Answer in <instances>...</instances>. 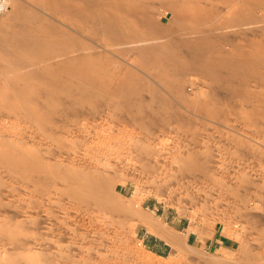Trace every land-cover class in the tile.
<instances>
[{"label":"rangeland","instance_id":"1","mask_svg":"<svg viewBox=\"0 0 264 264\" xmlns=\"http://www.w3.org/2000/svg\"><path fill=\"white\" fill-rule=\"evenodd\" d=\"M106 1L110 2V0ZM128 1L132 0H126V2ZM144 1L142 2L143 5L150 6L148 13L151 14V21L155 19L152 22L149 20V23L151 22L153 26L160 27V37L158 34L152 33L153 37L151 35L145 36L146 40L148 39L147 41L139 44L133 43L134 45L128 44V46L125 45L126 47L124 44H120V46L101 45L99 42L92 41L90 35L86 36L88 33L83 34V37L74 32L73 27L67 24V21L72 19L70 18L72 15L77 17L76 12L70 10L72 14L69 10V13L64 10V13L62 11L60 13L58 9V12L54 14L41 9L32 0H10L6 15L0 16V38L4 29H12V25H14V21L10 19L16 12L14 8L16 3L21 6L19 11L31 10L36 15L42 16L47 21L48 27L56 28L57 35L62 36L65 33L81 36L80 39L74 36L78 41L74 40L75 43L70 40L69 42L68 40H66L67 42L63 41L68 46L70 45V48H65L66 45L61 43L63 45H60L59 50L68 51L71 54L69 56L72 58L75 55L79 56L84 53L89 57L95 55L96 58L93 57V61L100 63V69L105 71V74L100 73L101 80L100 78L98 80H100L101 87L98 88L97 86L98 89L96 88V90L99 93H104V90H109L111 92L108 91L109 94L113 93L111 95L113 97L107 93L110 97L107 98L110 103L105 99L102 100L106 101L107 104L104 101L102 103L99 99L97 103L93 102L92 104V101L86 97L87 93H79L78 91L77 93H68V90L63 91V89H60L63 101L53 108H46V106L41 107L40 102L47 101L49 94L46 97L47 92L43 93L44 88L39 86L38 82L37 84L35 82L36 86L34 85L33 91L36 93L37 90L40 93L39 90L42 89L41 96H37L38 93H36L32 97H27V99H32V103L28 101L34 109L31 108V110L36 111L31 112H38L37 117L41 121L44 120V122L39 120V123H37L27 112H9L0 105V151H4L5 148V155L2 151L0 154L8 158L12 154L13 156L10 157L12 159H9L13 163L16 162L14 158H18L16 155H19L15 151L22 152V155L28 153L31 155L29 158L30 155L27 154L29 159L27 157L25 159H28V161L32 160V163L36 164L39 163L38 159L41 158L44 160L43 162L40 161L41 163L46 161L47 163L44 164L51 162L50 164L58 165L60 167L59 172H63V169L67 170L68 168L82 169L87 163L95 164V159H97L96 164L100 163L98 166L100 170L104 169L102 171L104 174L110 172L111 176L108 174L109 177L107 176V178L110 181L112 180L111 183L115 182V189H113L115 200H111L113 202L110 203L116 201L117 205L122 200V206L118 204L119 209H117L125 208L119 213L115 211V203L112 205L109 203V207L112 208L113 206L112 210L114 209L112 211L107 206V210H111L110 216L107 213V216L105 214L109 210H106L101 216L99 214L97 216V212L92 208H87V210L82 205H72L65 197H62L60 192L63 185L59 181L53 184L46 181L43 184L49 183V185L42 184V188H40L35 184L41 175L40 173L29 171L27 176L15 169H13L15 172H9L0 163V264H10V262L13 264H264V86L262 87L264 85V75L261 73L259 63V60L264 56V48H259L264 47V0H253V4L252 0H236L237 2L240 1L238 2L239 5L244 2L240 7H238L239 5L235 0H192L194 4L191 2V5H194V7L190 5L191 0L187 2V5H185V0H178V3L176 0ZM163 1L165 3L161 4ZM174 1H176V6L183 8L184 12L182 14L185 13L184 16L176 14L175 3L174 6H171ZM117 2H123L121 3L122 7L128 8L127 10H131L132 5L136 4V0L132 1L133 4L132 2L129 3V7H127L128 4L124 0H118ZM204 2L209 4H204ZM220 2H223V4ZM165 4L166 6H163ZM220 4L222 6H219ZM183 5L188 8H184ZM204 5H206V8ZM203 6L204 10L206 9L204 15H202ZM200 7L201 11H199ZM241 7H245L241 12L245 18L243 22L241 21V23L235 25V22L233 24L230 21H233L235 16L240 13ZM207 8L211 10L208 11ZM237 8L240 9L237 10ZM197 11L201 13L199 14ZM235 11L236 14L233 13ZM195 13H197L196 16L201 15L202 18L201 16L200 20L199 16L195 18ZM246 15H248V18ZM190 17L192 20H190ZM230 18L231 20H229ZM77 19L79 20V17ZM196 19L198 20L196 21ZM194 21L197 27H195ZM203 21L205 24H203ZM221 21L223 24L218 26L217 24H221L219 23ZM33 22L38 23L36 20ZM156 23L158 25H155ZM178 23L181 27L178 26ZM41 25H44V23L41 22ZM161 27H167L172 31ZM141 29L140 34H147V32L145 33L146 28ZM200 30L206 32H200ZM211 31L213 33L206 34ZM36 35L39 37L42 36V33L37 31ZM171 35H175L174 39L175 37L180 38L178 40H181L180 44L182 42L181 49L183 47L182 51L187 54L191 53L189 49L192 51L197 46L199 47L206 37L212 39V35L214 36L213 39L215 37L216 39L218 37L224 38L222 40L223 50L232 55H237L240 49H246L244 52L248 50L252 54L253 45H255V53L253 52L252 59L256 61L253 60L255 64L252 61L253 64L244 65V73L235 74L234 79L228 77L229 83H235L233 84L235 90L229 88L230 91H227L228 88L221 89L219 85H216L218 87L215 86L217 89L212 90L210 85L213 81L221 84L218 83L221 78L219 77L221 76L219 71H215L211 77L207 78L205 76L201 77V74L194 72V70L186 71L184 75L179 77L182 83L180 86L177 85L178 77L173 78L171 76L170 79L164 77V80L161 81L152 74L157 70V72L164 70L160 65L162 63L159 60L156 61L155 58L160 54L157 46L159 45L161 49L165 47L162 49L164 53L166 49L169 51L168 48L171 44L178 45L179 41H174ZM149 38L154 39L149 40ZM159 38L164 45H167L164 46L160 43ZM199 39L201 42L198 41ZM78 43L83 44V47L86 46L87 50L85 47L84 50H80L82 52H79L77 49ZM151 43L155 44L153 46L155 49L157 48L156 52L146 51L147 55H150L149 53L155 55L152 58L144 55V51H142L143 48L152 46ZM73 44L76 48L73 47ZM146 44L148 46H145ZM104 47H106L105 50ZM50 48L51 46L46 47L45 56H47V52L49 54L48 49ZM90 48L93 51H90ZM257 48L259 49L257 50ZM0 49L3 50V47ZM10 50L15 54L21 52L20 50V52L17 50L15 52L12 49H7V51L5 49L6 52L0 51V62L2 61L3 64L12 62L9 55H13V53ZM74 50L75 53H73ZM140 50L142 51L140 56L144 55L143 58L138 55ZM167 50L166 52H168ZM256 50L260 54L256 53ZM262 51L263 54H261ZM126 52L129 54H126ZM32 53L34 54V51ZM32 53L24 52L20 54L22 59H28L25 62L28 61L27 66L30 67L20 68L21 71L19 68H13L9 65H6V68H1L9 74L3 72L5 78L11 79L12 76L14 77L23 72L26 74L25 72L28 73L27 70H29L30 77H33L37 67L43 69L41 67L50 63L65 62V58L63 59L62 56L53 60L49 59V61L45 59L44 61V59H37L35 54L34 57ZM28 56H31V58ZM186 56L188 57V55ZM61 60L62 62H60ZM144 60L148 61L147 65H144ZM175 63L172 65L175 68L181 64L180 61ZM256 63L258 67L255 66ZM149 65L151 68L154 66L153 70L148 67ZM117 67L121 69L117 70ZM247 67L250 69L248 73L251 72V75L247 73ZM109 68L110 71H108ZM127 69L132 73L134 72L138 77H142L140 78V85L147 88L150 84V88H153L152 90L149 88L150 91L141 93L142 95L144 93L145 96L142 97L145 100L147 99L146 102L149 100V102L154 101L157 107V102L161 99L159 101L161 107L157 108L164 111L165 106V111L171 110L169 112L170 117H166L167 115L157 117L159 120L157 119L155 122L139 120L142 114L140 111H135L138 110V106H132V109L131 105L128 108L126 107L129 98L124 96L119 87L121 80H127V76L122 78L126 75L124 73L127 72ZM119 70L123 75L120 74L119 76ZM258 70L263 77L260 76ZM14 72L16 73L13 74ZM244 74L247 75L246 78L252 79H245ZM7 75L10 77H7ZM114 75L117 76L114 77L115 80L117 79L116 82L112 79ZM104 76H108L109 78H105L112 80V84L110 83V88L112 85L111 89L108 87L109 84H106L110 81L104 80ZM32 77V81H35L36 76H34V79ZM256 78L257 80L259 78L260 82ZM142 79L149 84H144V82L142 84ZM239 79H242V82ZM68 82L72 86L75 80L69 79L66 82L67 84H63L65 85L63 88H69ZM116 83H119V87L116 86ZM236 83H239L240 86L237 87L238 84ZM106 85H108L107 89H104ZM236 87L239 90L244 88L242 89L243 96L240 94L241 91L237 92L239 90ZM60 90L54 91L55 95H60ZM107 91H105V94ZM216 91H220L222 94L218 92V95ZM258 92L259 94H257ZM122 98H124V104ZM71 99L82 101L83 105L74 107V105L69 104ZM202 99L206 100L203 101ZM216 100L222 106L224 103V106H221L223 110L219 108L220 104ZM186 101L191 105L185 103ZM192 101L196 105L192 104ZM260 102L262 104H259ZM100 103L102 104L100 105ZM218 104L219 106L216 109ZM201 105L204 107V111L206 108L211 107L212 112L209 110L211 113L206 110L210 117H208V113L207 117L205 116L206 113L201 114V116L204 114V117L200 116L197 111L200 110ZM218 109L221 113L218 112ZM257 109L261 110L260 113L262 114ZM163 118L165 120L161 121ZM40 123L42 126H39ZM9 149H12L10 154ZM97 149H100L103 153L99 155L101 152L98 153ZM94 153H98L97 157ZM85 154H91L95 159L93 157L94 160L89 159L88 162V159H86L84 161L82 156ZM25 155L21 156L20 154L21 157L19 156V158H24ZM34 164L33 167H37V164ZM101 165L103 168H101ZM17 172L19 173L17 174ZM119 191L124 193L127 198H121V195L117 197ZM107 193H111V191L109 190ZM127 208L129 209L127 210ZM135 211L142 212L145 216L176 234L180 240H183L181 242L186 244H184V251L182 248L176 250V248L148 233L139 221V217L132 215ZM112 212L115 213L112 214ZM122 212H124L123 216L121 215ZM118 215L119 217H117ZM219 234H222L225 239V243L221 246L214 242ZM152 249H157L159 253L153 252Z\"/></svg>","mask_w":264,"mask_h":264},{"label":"bare ground","instance_id":"2","mask_svg":"<svg viewBox=\"0 0 264 264\" xmlns=\"http://www.w3.org/2000/svg\"><path fill=\"white\" fill-rule=\"evenodd\" d=\"M38 7H40L41 9H45V10H47V11H49V12H51V13H54V14H56L57 12H58V9L60 10V13H64V10L66 11V13L68 12V10H69V12H70V10H72V11H74V12H76V16L77 17H79V20L77 19V17H74L73 15H72V17H70V18H72V19H70V20H68L67 21V24H69V25H71L72 27H73V29L75 30L74 32H76L77 34H80V35H82L83 37H84V35L83 34H86V33H88L86 36H88V35H90L91 36V38L93 39L92 41H96V42H99L101 45H103V44H106V45H119L120 46V44H124V46L126 45V46H128V44H133V43H137V44H139L140 42H143V41H147L146 40V37L145 36H148V35H151L152 33H154V34H158L159 35V33L161 32V29H160V27H158V26H153L152 24L153 23H151L153 20H155V19H153L152 21H151V19H150V15H149V8H150V6L149 5H143L142 4V2H145L144 0H136V4L134 3L133 4V0L132 1H128V2H126V0H124V2L125 3H127L128 4V6L127 7H129V3H131L132 2V7H131V4H130V9L131 10H127L126 8H124V7H122V4L121 3H123V2H117L118 0H110V2L109 1H104V2H102L103 0H32ZM121 1V0H120ZM123 1V0H122ZM177 1V3H178V0H176ZM176 1H174L173 2V5H171V6H174V3L176 2ZM186 1V4L185 5H187V2L189 1V0H185ZM193 1H195V0H193ZM193 1L191 0L190 1V5H191V2L193 3ZM198 1V0H197ZM200 1V0H199ZM203 1V0H202ZM212 1V0H211ZM211 1H210V3H211ZM225 1V0H224ZM229 1V0H228ZM232 1V0H231ZM234 1V0H233ZM236 1V0H235ZM244 1V0H243ZM255 1V0H254ZM135 2V1H134ZM146 2H147V0H146ZM170 2V1H169ZM206 2V1H205ZM204 2V4H209V3H205ZM214 2V1H213ZM227 2V1H226ZM237 2V1H236ZM238 2H240V1H238ZM238 2H237V4H238ZM242 2V1H241ZM9 3H10V0H9ZM124 3V4H125ZM163 3H165V1H163L161 4H163ZM197 3V2H196ZM199 3V2H198ZM197 3V4H198ZM221 3V2H220ZM244 2H242L241 4H243ZM172 4V3H171ZM184 4V3H183ZM194 4V3H193ZM199 4H201V3H199ZM221 4H223V2L221 3ZM219 5V6H222V5ZM225 4V3H224ZM239 5L238 7H240V6H242V5ZM252 4H253V0H252ZM254 4H255V2H254ZM168 5H169V3H168ZM213 5V4H212ZM248 5V4H247ZM255 5H257V4H255ZM163 6H166V4L165 5H163ZM178 6V5H177ZM176 6V3H175V8H177L176 9V14L179 16V15H181V16H184L185 15V13H184V15L182 14L184 11H183V8L181 7V6H178L177 7ZM205 6V8H206V5H204ZM204 6H203V10H202V15H204V14H206V9L204 10ZM211 6V5H210ZM231 6V5H230ZM26 7V6H25ZM160 7V6H159ZM183 7H184V5H183ZM191 7H194V5L192 6L191 5ZM214 7V6H213ZM225 7V6H224ZM16 10V12H15V14L11 17V19L10 20H12V21H14L13 22V24L14 25H12L11 27H12V29L10 28L9 30H5L4 29V31L2 32V37L0 38V45H2L1 47H3V50L2 49H0V51L2 50V51H4L5 49H6V51H7V49H12V50H15V52H16V50L18 51V52H20L19 54L17 53V54H15V53H13L11 50V52L13 53V55L12 54H10L9 55V58H10V61H12L11 63H8V64H3L2 63V61L0 62V70H1V68H4L6 65H9V66H12L13 68H19V70H20V68H25V67H28L27 66V63H28V61L27 62H25L26 60H28V59H26V60H24V59H22V57L20 56V54L21 53H27V52H30V53H32L33 51H34V54H35V56H36V58L37 59H44V61H45V59H48V61H49V59L50 60H53V59H55V58H58L59 56H62L63 57V59L65 58V62H62V60L60 61V62H62V63H48V61H46L49 65H42L43 67H41V68H43V69H38V67H37V70H36V72L33 70H31L32 72H35V73H33L32 75H33V79H34V76H36V79H35V81H32V79H31V77H30V74H28L29 73V70H27L28 71V73L27 72H25L26 74H24V72L22 73V74H18V75H15L14 77L12 76V78L11 79H6L5 78V74H3V72H7L5 69L4 70H1V72H0V77L2 76H4L3 78H0V80H1V82H0V105L3 107V108H5V109H7V111H23V112H27V114L28 115H30L31 117H32V119H35L36 121H37V123H39V117H37V113H33V112H36V111H33L34 109L32 108V105H31V103H32V99L31 100H29V98L27 99V97H32V96H34V94H36V93H38V91L36 90V93H35V91H33V89H34V87L36 86L35 85V82H36V84H37V82L39 83V86H41V87H43L44 88V92L43 93H46L47 92V94H45L46 95V97L48 96V94H49V99L47 100V101H42V102H40V104H41V107H45L46 106V108H53L55 105H58L59 103H61V101H63V97L61 96V90L60 89H63V91L64 90H68V93L69 92H75V93H77V91L79 92V93H87V98L88 99H90V101H92L91 103L93 104V102L95 103H97L98 102V100L99 99H101V102L103 103V101L104 100H102V99H105V100H107V102L109 101L107 98H110V97H108L109 95L111 96V95H113V93L112 94H109V93H111L109 90V93H108V91L107 90H104V93H99L97 90H96V88H97V86H98V88H99V86H100V84H99V82H100V80H101V78H100V73H104L105 71H103L102 69H100V63H97V62H95V61H93V57L95 56H91V57H89V56H87V55H75V57L73 56V58L71 57V56H69V54L70 53H68V51H64V50H59V47L61 48V46L64 44V45H66V46H64L65 48L66 47H69L67 44H65V42H63V41H66V40H68V42H69V40L70 41H74V40H76V42H78L77 41V39H75L74 38V36L75 37H79V39H80V37L81 36H78V35H68V34H63V32H62V36H59V35H57V33L58 32H56V28L55 29H53V27H48L47 26V24H46V22L47 21H45V19L42 17V16H39V15H36L34 12H32L31 10H29V11H27V10H22V12L21 11H19V9L21 8V6H20V4L19 3H16V6L14 7ZM161 8V7H160ZM173 8V7H172ZM172 8H170V9H172ZM184 8H188V7H184ZM245 8V7H244ZM243 7H241V11L239 10V14H237L236 16H235V18L233 19V21H230L231 23L233 22V24H235V25H237V24H239V23H241V21L243 22L244 21V15L241 13L242 12V9H244ZM28 9V8H27ZM163 9V8H162ZM162 9H160V10H162ZM200 9V10H199ZM198 10L199 11H201V7L199 8ZM208 9V11H210L211 9L210 8H207ZM210 9V10H209ZM238 9H240V8H237V10ZM236 10V9H235ZM62 11V12H61ZM164 11V10H163ZM168 11V10H167ZM203 11H205V13H203ZM244 11V10H243ZM68 12V13H69ZM198 12V11H197ZM214 12V11H213ZM212 12V13H213ZM245 12V11H244ZM243 12V13H244ZM7 13V12H6ZM6 13H4L2 16H4V15H6ZM70 13H72V12H70ZM173 13V12H172ZM189 13V12H188ZM192 13V12H191ZM199 14L201 13V12H198ZM210 13V12H209ZM208 13V15H210ZM233 13H235L236 14V11L235 12H233ZM73 14V13H72ZM196 14L197 13H195L194 15H195V18L197 17L198 18V16H196ZM214 14V13H213ZM213 14H211V15H213ZM216 14V13H215ZM58 15V14H57ZM63 15V14H62ZM174 15H175V12H174ZM173 15V16H174ZM177 15H176V17H177ZM65 16H68V15H65ZM191 16V15H190ZM193 16V15H192ZM191 16V17H192ZM201 16V15H200ZM200 16H199V20H200ZM231 16V15H230ZM248 15H246V17H247ZM69 17V16H68ZM187 17V16H186ZM190 17V18H191ZM180 18V17H179ZM201 18H202V16H201ZM206 18H208L209 19V17L208 16H206ZM211 18V17H210ZM232 18V17H231ZM231 18L229 19V20H231ZM248 18V17H247ZM175 19H177V18H175ZM183 19V18H182ZM204 19V18H203ZM202 19V20H203ZM208 19H206V20H208ZM212 19V18H211ZM213 19H214V17H213ZM225 19V18H224ZM224 19H223V21H224ZM36 20V22L38 21V23L37 24H35L33 21H35ZM66 20V19H65ZM149 20L151 21L150 23H149ZM163 20V19H162ZM190 20H192V18L190 19ZM195 20V19H194ZM198 19H196V21H197ZM201 20V21H202ZM210 20V19H209ZM209 20H208V22H209ZM229 20H228V22H229ZM5 21V20H4ZM12 21H9L10 23L12 22ZM156 21H159V20H156ZM155 21V22H156ZM171 21V20H170ZM201 21H199V23H201ZM226 21V20H225ZM41 22L42 23H44V25H41ZM154 22V23H155ZM172 22V21H171ZM170 22V23H171ZM175 22H178V21H175ZM181 22V21H180ZM188 22H191V21H189L188 20ZM204 22V21H203ZM207 22V21H206ZM227 22V23H228ZM235 22V23H234ZM1 23V22H0ZM163 23V22H162ZM192 24H193V22H191ZM194 23H195V21H194ZM219 23H221V24H217L218 26L219 25H222L223 24V22L221 21V22H219ZM173 24V23H172ZM175 24V23H174ZM177 24V23H176ZM189 24V23H188ZM192 24H191V26H192ZM196 24V23H195ZM203 24H205V22L203 23ZM202 24V25H203ZM207 24V23H206ZM6 25V24H5ZM147 25V26H146ZM155 25H158V23H156ZM159 25H161V24H159ZM201 25V26H202ZM216 25V26H217ZM225 25H226V23H225ZM8 26H9V23H8ZM50 26H52V25H50ZM175 26V25H174ZM177 26V25H176ZM178 26H179V23H178ZM184 26V25H183ZM186 26V25H185ZM146 28L145 30V33L147 32V34H144V35H142V34H140V29L141 28ZM179 27H181V26H179ZM190 27V26H189ZM195 27H197V24H196V26ZM213 27V26H212ZM162 28V27H161ZM165 28H167V27H165ZM165 28H162V29H165ZM183 28H186V27H183ZM192 28L194 29V26H192ZM1 29V28H0ZM167 29H169V28H167ZM167 29H165V30H167ZM172 29H173V27H172ZM176 29V28H175ZM177 29H178V27H177ZM181 30H182V28H180ZM190 29H191V27H190ZM141 30H143V29H141ZM170 30V29H169ZM174 30V29H173ZM185 30V29H184ZM209 30H210V28H209ZM212 30V29H211ZM37 31L38 32H41L42 33V36H37L36 34H37ZM59 31V30H58ZM170 31H172V30H170ZM191 31H193V30H191ZM1 32V31H0ZM36 32V33H35ZM164 32V31H163ZM185 32V31H184ZM190 32V31H189ZM200 32H206V31H201L200 30ZM61 33V32H60ZM75 33V34H76ZM167 33V32H166ZM210 34V33H213L212 31L211 32H207L206 34ZM162 34V33H161ZM164 34V33H163ZM170 34H172V33H170ZM200 35H201V33H200ZM203 35H204V33H203ZM155 36V35H154ZM172 36V35H171ZM175 36V35H174ZM174 36H172L173 38V40L174 41H177L178 39H180V38H177V37H175V39H174ZM205 36H207V35H205ZM210 36V35H209ZM151 37H153L152 35H151ZM159 37H160V35H159ZM212 37L214 38V36L212 35ZM88 38V37H87ZM148 38V37H147ZM157 38V37H156ZM164 38V37H163ZM165 38H167L166 36H165ZM170 38V37H169ZM200 38V37H199ZM202 38V37H201ZM211 39V37H206L205 39H203V43H201V45H199V47L197 46L196 48H195V50H190L189 49V51L191 52L190 54H187V53H184V51H182V49H183V47H182V49H181V44H182V42H181V44H180V41H179V44L177 45V44H171V39H169L171 42H169V41H167V42H169L171 45L169 46V51L168 52H166V50H164L165 52L163 53L162 52V49H164L165 47H162V49H161V47H159V45L157 46V50H158V52L160 53L159 54V56L157 57H155L156 58V61L157 60H159L160 61V63H162V64H160L163 68H164V70L163 71H161L160 72V70H159V72H157V71H155V72H152V74L156 77V78H158V79H161V81L162 80H164V77L165 78H176V77H178V83H177V85L178 86H180L182 83L180 82V78L179 77H181L182 75H184V73H186V71H191V70H194V72L196 71L198 74H201L200 76L202 77V76H205L206 78L207 77H211L212 75H213V73L215 72V71H219V72H221V76H219V77H221L220 79H219V81H218V83L220 82L221 84H217V82H215V81H213V83L210 85L211 86V88H212V90H215V89H217L216 87H218V86H216V85H219V88H221V89H226V88H228L227 89V91H230V89L232 88H235V86L233 85V84H235V83H229L228 82V77L230 78V77H232V79H234L233 78V76L236 74H241V73H244V65H247L248 66V64H250V63H252V61L254 60V59H252V57H253V52H254V47H256L255 45H251V47H253V49L252 48H249V49H252L253 50V52H252V54L250 53V52H248V50H247V52H244V50H246V49H244V50H242V49H240V51H238V54L237 55H232V54H229V53H227V52H225L224 50H223V44H222V40H224V38H221V37H218L217 39H216V37H215V39ZM89 39V38H88ZM152 39H154V38H152ZM152 39H150L149 38V40H152ZM162 39V38H161ZM160 40V38L158 39V41ZM214 40V41H213ZM154 41V40H153ZM153 41H151V42H153ZM157 41V40H156ZM161 41V40H160ZM159 41V42H160ZM177 41V42H178ZM198 41H200V39L198 40ZM67 42V41H66ZM149 42V41H148ZM164 42H166V41H164ZM177 42H175V43H177ZM201 42V41H200ZM61 43H63V44H61ZM74 43H75V41H74ZM160 43H162V41L160 42ZM215 43V44H214ZM148 44H150V43H148ZM148 44H146L145 46H148ZM153 44V45H152ZM155 44H156V42H155ZM154 43H151V45L152 46H148V47H145V48H143V50L142 51H144V55H147L148 53H146V51H148V52H153V51H157L153 46L155 45ZM163 44V43H162ZM197 44H198V42H197ZM263 44V43H262ZM61 45V46H60ZM134 45V44H133ZM164 45V44H163ZM167 44H165L164 46H166ZM48 46V48H49V46H51V48L50 49H48V51H49V54H48V52L46 53L47 54V56H45V50H46V47ZM72 46V45H71ZM76 46H77V44H76ZM105 46V45H104ZM125 46V47H126ZM142 46H144L143 44H142ZM142 46H141V48H142ZM162 46V45H161ZM196 46V45H195ZM248 46V45H247ZM263 46V45H262ZM0 47V48H1ZM53 47V48H52ZM73 47L74 48H76L75 47V45L73 44ZM72 47V48H73ZM86 47V46H85ZM85 47H83V44H81V43H78V46H77V49L79 50V52H82V51H80V50H84L85 49ZM103 47V46H102ZM140 47V46H139ZM156 47V46H155ZM258 47V46H257ZM65 48H62V49H65ZM70 48V47H69ZM92 48V47H91ZM89 49L90 51L92 50V49ZM105 48L106 47H104V50H105ZM185 48V47H184ZM193 48V47H192ZM259 48H264V47H259ZM259 48H257V50L259 49ZM128 49V48H127ZM261 49H260V51H261ZM20 50V51H19ZM52 50V51H51ZM86 50H87V47H86ZM85 50V51H86ZM123 50V49H122ZM129 50V49H128ZM137 50V49H136ZM185 50H186V48H185ZM242 50V51H241ZM257 50H256V53H258V54H260L259 52H257ZM1 51V52H2ZM6 51H4V52H6ZM35 51H37V52H35ZM73 51V50H72ZM93 51V50H92ZM119 51V50H118ZM124 51V50H123ZM130 51V50H129ZM128 51V52H129ZM142 51L140 50L139 52H138V55H139V57L140 58H143V56L144 55H142V56H140L141 54H142ZM187 51V50H186ZM9 52V50L7 51V53ZM70 52V51H69ZM76 51L74 50V52L73 53H75ZM119 52H121V51H119ZM128 52H126V54L128 53ZM137 52V51H136ZM157 52V53H158ZM90 53V52H89ZM97 53V52H96ZM189 53V52H188ZM255 53V52H254ZM3 54H5V53H3ZM33 54V53H32ZM32 54H30V55H32ZM34 54H33V56H34ZM88 54V53H87ZM99 54V53H98ZM98 54H97V56H98ZM129 54V53H128ZM150 55H147V56H149L150 58H152V57H154L151 53H149ZM156 54V53H155ZM261 54H263V51L261 52ZM71 55V54H70ZM93 55V54H92ZM116 55V54H115ZM158 55V54H157ZM186 55H188V57L186 56ZM255 55V54H254ZM8 56V55H7ZM34 56V57H35ZM101 56H103V55H101ZM234 56H236V57H234ZM259 56V55H258ZM2 57H3V55H2ZM26 57V56H25ZM29 57V56H28ZM104 57V56H103ZM146 57V56H145ZM145 57H144V59H145ZM260 57H261V55H260ZM27 58V57H26ZM29 58H31V56L29 57ZM96 57H94V59H95ZM99 58H101V57H99ZM139 58V59H140ZM147 58V57H146ZM32 59H33V57H32ZM98 59V58H97ZM106 59V58H105ZM138 59V60H139ZM176 59H178L179 61H180V66H178L177 68H175L174 66H172L173 65V63L174 62H179V61H177ZM1 60V59H0ZM35 60V59H34ZM148 60V59H147ZM258 60V59H257ZM31 61V60H30ZM43 61V62H44ZM109 61V60H108ZM145 61V60H144ZM150 61V60H149ZM153 61V60H152ZM254 61H256V60H254ZM254 61H253V63H254ZM40 62H42V61H40ZM99 62V61H98ZM104 62V61H103ZM136 62V61H135ZM148 62V61H147ZM147 62L145 61V63H144V65H147ZM31 64L33 63V62H30ZM150 63H151V61H150ZM175 63V64H176ZM252 63V64H253ZM259 63H260V69H261V73L264 75V56L261 58V60H259ZM37 64H38V62H37ZM42 64V63H41ZM151 64H153V63H151ZM156 64V63H155ZM158 64V63H157ZM174 64V65H175ZM255 64V63H254ZM104 65H105V63H104ZM103 65V66H104ZM108 65V64H107ZM142 66H143V64H141ZM179 65V64H178ZM32 66V65H31ZM39 66V65H38ZM152 66V65H151ZM177 66V65H176ZM254 66V65H253ZM252 66V67H253ZM255 66H257V63H256V65ZM30 67V66H29ZM78 67H80V68H78ZM82 67V68H81ZM149 68H151L150 67V65L148 66ZM154 67V66H153ZM153 67L151 68V70H153ZM246 67V66H245ZM258 67V66H257ZM6 68V67H5ZM9 68V67H8ZM113 68V67H112ZM120 68V67H119ZM118 67H117V70L119 69ZM250 68V67H249ZM256 68V67H255ZM33 69H34V67H33ZM121 69V68H120ZM157 69H159V68H157ZM253 69H254V67H253ZM256 69H258V68H256ZM259 69V70H260ZM10 70V69H9ZM22 70V69H21ZM20 70V71H21ZM111 69L109 68V70L108 71H110ZM124 70V69H123ZM147 70V69H146ZM161 70H162V68H161ZM248 70L250 71V69H248V67H247V73H248ZM251 70H252V68H251ZM258 70V71H259ZM15 71V70H14ZM24 71V70H23ZM120 71V70H119ZM246 71V70H245ZM257 71V72H258ZM13 72V71H12ZM17 72V71H16ZM16 72H14L13 74H15ZM19 72V71H18ZM114 72V71H113ZM193 72V71H192ZM193 72V73H194ZM253 72H255V71H253ZM10 73V72H9ZM21 73V72H20ZM31 73V72H30ZM108 73V72H107ZM106 73V74H107ZM112 73V72H111ZM116 73V72H115ZM150 73V72H149ZM188 73V72H187ZM190 73V72H189ZM259 73H260V71H259ZM261 73H260V76L261 77H263L262 75H261ZM6 74H8V72L6 73ZM105 74V73H104ZM120 74H122L121 73V71H120V73H119V76H120ZM126 74V75H125ZM248 74H250L251 75V72L250 73H248ZM256 74V73H255ZM9 75V74H8ZM7 75V77H10V76H8ZM118 75V74H117ZM123 75V74H122ZM124 75L125 76H122V78L123 77H125L126 78V76H127V80H121L120 81V87H121V89H120V87H119V83L117 84L116 83V86L118 85V87H119V90H121V92L124 94V96H127L128 98H129V100H128V102L126 103V107L128 108L130 105H131V109L133 108V107H137L138 106V110H135V111H140V113L142 114V116L140 117V119L139 120H144V121H152V122H155V121H157V117H163V116H165V115H167L166 117H170L171 115H170V111L171 110H169V111H165V106H164V111H162L161 109H159V108H157V107H161V104H160V102L159 101H161V99L157 102V107L155 106L156 105V102H155V104H154V101H152V102H149V101H147L146 102V100H145V98L144 97H142V96H145L144 95V93H145V91L147 92V91H150V84L148 85L147 84V82L145 83V81H143V79H142V84H143V82H144V84H147L148 86H147V88L146 87H144V86H142V85H140V78H142V77H138V75H136V74H134V72L132 73V71L130 72V70H128L127 69V72H125L124 73ZM153 75H151L152 77H153ZM250 75H249V78H250ZM258 75V74H257ZM17 76V77H16ZM116 75H114L113 76V80L116 82V80H115V77ZM167 76V77H166ZM172 76V77H171ZM239 76V75H238ZM244 76H245V74H244ZM247 76V75H246ZM246 76H245V79H248V77L246 78ZM95 77V78H94ZM105 77H107V78H109L108 76H104V80H106L107 78H105ZM117 77V76H116ZM200 77V78H201ZM204 77V78H205ZM242 77V76H241ZM253 77V76H252ZM257 77V76H256ZM100 78V80H98ZM151 78V77H150ZM205 78V79H206ZM239 78H240V76H239ZM69 79H73V80H75V82H74V84L71 86L70 85V82H68L69 84H68V86H69V88L67 87L66 89L65 88H63L65 85H63V84H65ZM120 79V78H119ZM168 79V81H170ZM217 80H218V78H216ZM242 79H243V77H242ZM241 79V80H242ZM250 79H252V78H250ZM250 79H248V80H250ZM254 79V78H253ZM261 79V78H260ZM108 80V79H107ZM216 80V81H217ZM240 80V79H239ZM240 80V81H241ZM256 80H257V78H256ZM258 80H259V78H258ZM257 80V81H258ZM262 80H263V78H262ZM102 81H103V78H102ZM110 81V79L108 80V82ZM112 81V80H111ZM111 81L109 82V83H106V84H109V86L108 85H106L105 87H104V89L108 86L109 88H110V83H111ZM174 82H176L175 80H173ZM104 82V81H103ZM242 82V81H241ZM259 82H260V80H259ZM73 83V82H72ZM114 83V82H113ZM67 84V83H66ZM112 84V83H111ZM115 84V83H114ZM113 84V85H114ZM236 84H238V86L237 87H239L240 85H239V83H236ZM261 84H262V81H261ZM35 85V86H34ZM176 85V84H175ZM102 86H103V83H102ZM115 86V87H116ZM160 86V85H159ZM205 86V85H204ZM216 86V87H215ZM242 86V85H241ZM244 86V85H243ZM264 85H262V87H263ZM101 87V86H100ZM114 87V88H115ZM118 87H116L117 89H118ZM236 87V89H238L239 90V88H237ZM38 88H40V87H38ZM97 88V89H98ZM108 88V89H109ZM111 88H112V85H111ZM110 88V89H111ZM113 88V89H114ZM115 88V89H116ZM150 88V89H149ZM174 88V87H173ZM176 88H178V87H176ZM218 88V89H219ZM230 88V89H229ZM242 88V87H241ZM240 88V89H241ZM37 89V88H36ZM58 89L60 90L59 92H60V95L59 94H56L55 95V92L54 91H58ZM107 89V88H106ZM116 89V90H117ZM153 89V88H152ZM151 89V90H152ZM179 89V88H178ZM177 89V90H178ZM207 90H208V88H206ZM221 89H220V91H221ZM242 89H244V88H242ZM239 90V91H237V92H240V94L242 95L243 93V90ZM41 90L42 89H40L39 90V92L40 93H38L37 94V96H41ZM100 90H102V89H100ZM173 90V89H172ZM233 90H235V89H233ZM63 91H62V93H63ZM105 91H107L106 92V94H105ZM113 91V90H112ZM115 91V90H114ZM179 91V90H178ZM177 91V92H178ZM220 91H216L217 92V94L219 95V93L218 92H220ZM223 92H224V90H222ZM101 92H103V90L101 91ZM142 92H144L143 93V95L141 94ZM206 92V91H205ZM212 92H214V91H212ZM211 92V93H212ZM78 93V94H79ZM107 93L109 94V95H107ZM117 93V92H116ZM207 93V92H206ZM221 94H222V92H220ZM64 94V93H63ZM74 94V93H73ZM123 94H122V96H123ZM208 95H209V93H207ZM216 94V93H215ZM216 94V95H217ZM257 94H259V92L257 93ZM261 94V93H260ZM72 95V94H71ZM71 95H70V97H71ZM86 95V94H85ZM116 95V94H115ZM121 95V94H120ZM244 95V94H243ZM242 95V96H243ZM75 96V95H74ZM203 96V95H202ZM210 96V95H209ZM214 96V95H213ZM241 96V97H242ZM262 96V95H261ZM80 97V96H79ZM82 97V96H81ZM111 97H113V96H111ZM206 97V96H205ZM221 97H222V95H221ZM11 98V99H10ZM65 98V97H64ZM72 98V97H71ZM77 98V97H76ZM200 98V97H199ZM217 98V97H216ZM218 98H219V96H218ZM259 98V97H258ZM83 99V98H82ZM123 99L124 98H122V103L124 104V102H123ZM126 99V98H125ZM162 99H164V98H162ZM220 99V98H219ZM218 99V100H219ZM31 101V103L29 102V101ZM111 100H112V98H111ZM165 100V99H164ZM198 100V99H197ZM203 100V99H202ZM201 100V101H202ZM204 100H206V99H204ZM203 100V101H204ZM209 100H210V97H209ZM218 100H216V102H218ZM221 100H223L222 98H221ZM67 100L65 99V102H66ZM88 101V100H87ZM183 101H185V100H183ZM196 101V100H195ZM201 101H199V102H201ZM202 101V102H203ZM211 101H213V100H211ZM220 101V100H219ZM262 101V100H261ZM68 102H69V100H68ZM70 102L71 103H69V104H72V105H74V107L76 106H81V105H83V102L81 101H77L76 99H71L70 100ZM105 103H106V101H104ZM126 102V101H125ZM163 102V101H162ZM191 102V101H190ZM197 102V101H196ZM201 102V103H202ZM222 102V101H221ZM80 103H82V104H80ZM102 103H100V105L102 104ZM104 103V105H106ZM109 103H110V101H109ZM185 103H187V101L185 102ZM204 103V102H203ZM210 103V102H209ZM219 103V102H218ZM264 103V102H263ZM188 105L190 104V103H187ZM192 104H194V102L192 101ZM206 104V103H205ZM212 104V103H211ZM217 104V103H216ZM219 104H220V106H219ZM218 105H216V109H217V106H219V108L221 109V103H219ZM259 104H262L261 102L259 103ZM103 105V106H104ZM160 105V106H159ZM163 105H164V103H163ZM191 105V104H190ZM194 105H196V103L194 104ZM198 106L200 105V104H197ZM209 105V104H208ZM215 105V104H214ZM213 105V106H214ZM264 105V104H263ZM0 106V107H1ZM99 106V105H98ZM102 106V107H103ZM133 106V107H132ZM203 106H205V105H203ZM223 106H224V103H223ZM222 106V107H223ZM34 107V106H33ZM94 107H96L95 105H94ZM205 107H207V106H205ZM215 107V106H214ZM31 108L33 109V110H31ZM35 108V107H34ZM121 108V107H120ZM127 108H125V109H127ZM203 108L204 107H202V105H201V107H199V111H197V112H199V114H200V116H201V114L202 113H206V117L208 116L207 115V113L209 112V113H211L212 111L210 110L211 109V107H209V109H207L206 108V110L208 111V112H206V110L204 111L203 110ZM264 108V107H263ZM36 109H38V108H36ZM35 109V110H36ZM124 109V108H123ZM135 109V108H134ZM140 109V110H139ZM195 109H196V106H195ZM198 109V108H197ZM214 109V108H213ZM215 109V110H216ZM129 110H130V108H129ZM211 112H210V111ZM214 110V111H215ZM221 110H223V109H221ZM258 110V109H257ZM31 111H33V112H31ZM213 111V112H214ZM259 111V110H258ZM261 111V110H260ZM260 111H259V113H260ZM197 112H196V114H197ZM218 112L219 113H221L220 111H219V109H218ZM262 112V111H261ZM30 113V114H29ZM208 113V114H209ZM216 113V112H215ZM215 113H212V114H215ZM212 114H211V117H212ZM260 114H262V113H260ZM204 115V114H203ZM202 115V116H203ZM218 115H220V114H218ZM201 116V117H202ZM260 116V115H259ZM166 117H164V118H166ZM204 117V116H203ZM208 117H210V114H209V116ZM216 117H217V115H216ZM162 119L161 121H163V120H165V119ZM159 120V119H158ZM41 121V120H40ZM43 122H44V120H42ZM41 121V122H42ZM39 126H42V124L40 123L39 124ZM1 145V144H0ZM2 145H3V143H2ZM5 145V144H4ZM1 147V146H0ZM12 147V146H11ZM10 147V148H11ZM16 147V146H15ZM18 148V147H17ZM17 148H15V149H17ZM101 149V148H100ZM100 149H97V152L99 153V152H101L99 155H101L103 152L100 150ZM11 150V151H10ZM14 150V149H13ZM2 151V150H1ZM0 151V152H1ZM3 152V154H4V152H5V148H4V151H2ZM12 152V149H9V154ZM14 152V151H13ZM15 152H17V153H19V155H16L17 153H14L16 156H18V158L16 159V158H14L15 159V161L16 162H11V160L10 159H12V158H10L11 157V155H10V159L7 157V156H4V155H1L2 157L0 158L1 160H0V163H1V166L3 167V168H5V169H7V171L9 170V172H13L14 170L13 169H15L16 171H19V172H21L22 174H24V175H29V171L30 172H32V171H36V172H38V173H40L41 175L39 176V179L36 181V185H38L37 187H40V188H42V184L44 183V182H46V181H48L50 184H53V183H56L57 181H59L60 183H62V185H63V189H61V192H60V190H59V192L60 193H62L61 195H62V197H65V199H67L68 201H69V203L70 204H78V205H82L83 206V208L85 207L86 209L87 208H92L95 212H97L96 213V215L97 216H101L102 215V213L104 214V212L107 210V206L109 207V203L110 202H113V201H111V200H115V198H114V193H113V189H115L114 188V184H115V182L114 183H111V181L107 178V176H108V174H109V176H111L110 175V172L109 173H107V174H104V172H102L101 170H100V167H98L99 166V164L97 165L96 163H97V159H95V157L94 156H91V154H85V155H83L82 157H83V159H84V161L86 160V159H88L87 161L89 162V159L90 160H96V163H95V161H94V163L95 164H92V163H87L85 166H83L82 167V169H74V168H68L67 170L66 169H63L64 171L62 172V171H58V169H60V167L58 166V165H54V164H44V163H41L40 161H44V160H42L41 158H39L38 159V157L36 158V160L38 159V161H39V163H36L37 164V167H33V164L34 163H32V160H29L28 161V159L31 157V155L30 154H28V153H26V155L23 153V155H25V157L24 158H19V156H20V154H21V156H23L22 155V152H18V151H15ZM98 153L96 154V153H94L95 155H96V157H97V155H98ZM27 154L28 155H30L29 156V158L27 157ZM13 156V155H12ZM20 156V157H21ZM28 158V159H25V158ZM93 157H94V159H93ZM100 157V156H99ZM41 159V160H40ZM100 160V159H99ZM98 160V161H99ZM34 162H35V159H34ZM100 162V161H99ZM47 163V162H46ZM85 163V162H84ZM36 164H34V165H36ZM39 165V166H38ZM105 165V164H104ZM65 168V167H64ZM101 168H103V166L101 165ZM105 168V167H104ZM116 169V168H115ZM113 170V169H112ZM15 172V171H14ZM19 172H17V174L19 173ZM20 173V174H21ZM7 174H8V172H7ZM19 174V175H20ZM9 175H10V173H9ZM113 175H115V174H113ZM12 176V175H11ZM10 176V177H11ZM108 176V177H109ZM24 177V176H23ZM17 178V177H16ZM22 178V177H21ZM17 180V179H16ZM129 180H131V179H129ZM22 182V181H21ZM49 183H46V184H48L49 185ZM46 184H43V185H46ZM124 187H126V186H124ZM39 188V189H40ZM46 188V187H45ZM111 191V193H107V191L109 192V190ZM42 191V190H41ZM46 191V190H45ZM46 193V192H45ZM109 194H111V195H109ZM115 194H117V193H115ZM118 195H121V198H127V196L124 194V193H122L121 191H119V194H117V197H118ZM116 197V196H115ZM136 200V199H135ZM133 201V200H132ZM116 202V201H115ZM114 202V203H115ZM130 202V201H129ZM114 203H112V204H114ZM118 203V202H117ZM132 203V202H131ZM111 204V203H110ZM111 204V205H112ZM119 204V203H118ZM117 204V205H118ZM121 206H122V200H121ZM120 204H119V206H120ZM133 204H135V203H133ZM143 203L141 202V205H142ZM115 205H116V203H115ZM117 205H116V212L118 211L119 213H121V210L123 209H125V208H123L122 207V209L121 210H118L119 208L117 207ZM137 205V204H136ZM70 206V205H69ZM124 206V205H123ZM129 206V205H128ZM140 206V205H139ZM129 207H131V206H129ZM111 210H112V208H113V206H112V208L111 207H109ZM118 208V209H117ZM81 209V208H80ZM85 209V210H86ZM129 208H127V210H128ZM132 209H133V207H132ZM137 209V208H136ZM88 210V209H87ZM91 210V209H90ZM109 210V209H108ZM107 210V211H108ZM111 210H109V212H105V214L107 213L108 215H109V213H111ZM114 210V209H113ZM112 210V211H113ZM83 211H84V209H83ZM141 211V210H140ZM90 213V212H89ZM91 213L92 214H94L92 211H91ZM113 213H115V212H112V214ZM124 212H122V216L124 215L123 214ZM99 214V215H98ZM107 214H106V216H107ZM126 214V213H125ZM134 214V215H133ZM84 215V214H83ZM132 215L134 216V217H136V216H138L139 217V221L144 225V227H145V229L147 230V232L148 233H150L152 236H154V237H156V238H158V239H160V240H162V241H164L166 244H168V245H171L172 247H174V248H176V250L177 249H181L182 248V250H183V248H184V246L186 245L185 243H182L181 241H183V240H180L179 238H178V236L176 235V234H174L173 232H171L170 230H168L167 228H165L164 226H162L161 224H159L158 222H156V221H154V220H152L151 218H149V217H147V216H145L142 212H138V211H135L134 213H132ZM88 216V215H87ZM86 216V217H87ZM110 216V215H109ZM114 216V215H113ZM116 216V215H115ZM132 216V217H133ZM90 217V216H89ZM117 217H119V215L117 216ZM101 218V217H100ZM109 218V217H108ZM123 218V217H122ZM88 219V218H87ZM135 219V218H134ZM137 219V218H136ZM100 220H102V219H100ZM136 221V220H135ZM137 223H138V221H137ZM67 224V223H66ZM59 225V224H58ZM65 225V224H64ZM80 225V224H79ZM88 226H89V224H88ZM65 227V226H64ZM75 227V226H74ZM87 227V226H86ZM71 228V227H70ZM84 228V227H83ZM42 230V229H41ZM69 232V231H68ZM72 234V233H71ZM98 234V233H97ZM73 236V235H72ZM72 238V237H71ZM92 243V242H91ZM185 244V245H184ZM70 248V247H69ZM82 248V247H81ZM82 250V249H81ZM88 250V249H87ZM86 251V250H85ZM184 251V250H183ZM91 252V251H90ZM96 252V251H95ZM96 254V253H95ZM87 260H89V259H87ZM95 261V260H94ZM93 261V262H94ZM12 262H10V264H11ZM89 263H90V261H89ZM13 264V263H12ZM98 264V263H97Z\"/></svg>","mask_w":264,"mask_h":264},{"label":"built area","instance_id":"3","mask_svg":"<svg viewBox=\"0 0 264 264\" xmlns=\"http://www.w3.org/2000/svg\"><path fill=\"white\" fill-rule=\"evenodd\" d=\"M9 0H0V16L8 11Z\"/></svg>","mask_w":264,"mask_h":264},{"label":"crops","instance_id":"4","mask_svg":"<svg viewBox=\"0 0 264 264\" xmlns=\"http://www.w3.org/2000/svg\"><path fill=\"white\" fill-rule=\"evenodd\" d=\"M214 242L218 246L223 245L225 243L224 236L222 234L217 235L216 238L214 239ZM154 246H157V245H154Z\"/></svg>","mask_w":264,"mask_h":264},{"label":"trees","instance_id":"5","mask_svg":"<svg viewBox=\"0 0 264 264\" xmlns=\"http://www.w3.org/2000/svg\"><path fill=\"white\" fill-rule=\"evenodd\" d=\"M152 251L155 253H159V251H157V249H152Z\"/></svg>","mask_w":264,"mask_h":264}]
</instances>
